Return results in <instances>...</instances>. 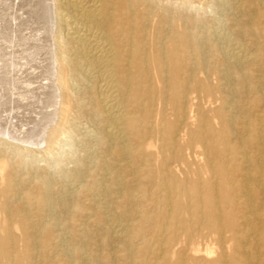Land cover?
<instances>
[{
    "label": "bare ground",
    "instance_id": "1",
    "mask_svg": "<svg viewBox=\"0 0 264 264\" xmlns=\"http://www.w3.org/2000/svg\"><path fill=\"white\" fill-rule=\"evenodd\" d=\"M216 2L227 6L226 0H31L25 7L30 27L48 28L39 40L53 36L58 96L50 81L20 88L17 97L0 93V264H44L45 251L63 245L61 264H101L102 257L80 241L89 238L86 226L99 230L106 223L103 243H118L132 262L144 251L151 264H264V0H234L242 21L231 19L232 34L222 31L216 15L214 26L212 18L198 14ZM173 3L183 11L171 8ZM22 39L26 50L29 38ZM39 52L34 54L42 64ZM26 62L31 61L24 59L22 66ZM210 75L221 90V109L230 113L214 116L219 129L210 126L209 115L195 116L190 107L201 91L209 102ZM27 76L21 67L17 81L23 84ZM239 85L242 94L255 95L245 106L228 98L239 95ZM83 111L96 125L93 139L101 154L83 148L71 168L58 170L70 184L55 182L35 161L70 146L62 143L72 139L68 115ZM55 125L61 127L57 139L42 140ZM243 137L250 154L241 149ZM155 143L160 152L143 153ZM192 148L191 155L184 153ZM157 153L161 163L150 167L147 156L150 161ZM129 162L133 190L125 181ZM145 186L161 212L156 217L148 216L143 203ZM113 204L121 208L112 210ZM57 207L69 213L63 223L52 214ZM158 218L165 227H153L149 249L145 224Z\"/></svg>",
    "mask_w": 264,
    "mask_h": 264
},
{
    "label": "rangeland",
    "instance_id": "2",
    "mask_svg": "<svg viewBox=\"0 0 264 264\" xmlns=\"http://www.w3.org/2000/svg\"><path fill=\"white\" fill-rule=\"evenodd\" d=\"M30 1L31 0H0V93H1V97L3 95H6V93H11V92H12V95L17 97V94H19V93H17L18 89L22 90V89H24V87H26V88L28 87V89H30V88L34 87L38 82L42 85H45L48 81L51 82V85H54L53 87H54L55 91L57 92V96H58V91H57L58 88H57V82H56L57 75L55 73L56 63H54L55 61L53 60L54 59V49L52 50V48H53V36L51 35L52 37L49 36V39L47 37L44 41H40L39 38H42L41 36L48 33V28L46 27V29L44 31L43 28H41V29L39 27L37 28V26H35L34 24H32L31 27L29 26L31 24V22L27 17H25L24 12L26 13L25 9L29 7ZM226 1H227V6L221 5L219 2H216L213 4V6L209 7L204 12L199 11L198 14L205 16L209 20L212 18L214 26H217L216 19L213 18L216 15L217 21L220 22V23H218V25H220V28L222 29V31L225 34H229V33L232 34V30L234 27L232 26L233 21H231V19L234 18V19H236V21H238V19H239L240 22L242 20L240 18V13L238 14V13L234 12V10L232 9L233 8L232 6L234 5V0H226ZM27 3H28V5H27ZM229 6H231V8L227 9ZM239 6H240V3H239ZM22 8H23V10H22ZM171 8H174V9L177 8V9L183 11L182 7L178 6L176 3H173L171 5ZM228 14H232V16H229V18H228L229 20H227L225 17L226 15L228 16ZM201 15L199 17H202ZM151 20H153L152 17H151ZM240 22H239V24H241ZM179 23L180 22H176V24H179ZM149 25H150V23H149ZM179 25H181V23ZM148 29H149L148 30V33H149L151 31V29H150V27ZM23 36H27L29 38L28 41L30 44L26 47V50L23 48V45H22V43H23L22 37ZM49 43L51 44L50 47H49ZM239 43L242 44L244 46V48H246V49H250V47H251L249 44V40H247L246 38H244L242 36H239ZM35 46H38V47L35 49ZM35 50L37 52H39L41 50L39 53L42 54L40 56L43 60L42 64L40 61L38 63V60H36V54H34ZM204 58H205V60H207L209 57L205 56ZM24 59H26L27 61H31L30 63L26 62L27 63L26 67L22 66V64L24 63ZM206 64L209 65L210 62L207 61ZM21 67L24 68L28 74V76H27L26 80L23 82V84L17 81L18 73H19V70L21 69ZM195 74H196V77H198V78H204V76H205L204 74H202L200 72H196ZM34 75H37V76L34 77ZM38 76H39V78H38ZM208 82L212 88L211 89L212 90L211 95L207 99L209 102L207 103L204 100L206 98V95H205L206 92L201 91V93L204 92L203 93L204 95H202L201 98L197 95L198 98L194 99L192 103L190 102V104H191L190 107L192 108V112H193L192 114L195 116L200 111L204 115L205 114L209 115L210 126L213 129H219L220 128L219 121H217V119H215L214 116L217 114V112L219 110L222 112V116L230 115V113L228 112L229 108L224 107L223 109H221V107H220L221 103H220L219 96L221 94V90H219L218 92L216 91V85L218 82H216L215 76L214 75L208 76ZM230 86L233 89L237 87V85H235L234 82H232V84H230ZM230 86H228V87H230ZM20 88H22V89H20ZM243 88H244V86H243ZM153 89H154V91H159V92L163 91L162 87L160 85H156V86L154 85ZM26 91H27V93L25 94V96H30V90H26ZM242 91H243V89L239 85V95L236 93H232V94H229L228 98L235 104L238 103V101H239V105L245 106V105H247L248 100L250 98H254L255 95L250 94V93H246V92L244 94H242ZM192 96H194V94L193 95L191 94V97ZM200 99H202V101H200ZM156 103H157V101L155 98L154 101L152 102L153 107H154V105H156ZM39 104H40V102L36 101V106ZM51 106H52V104L47 105L45 108V112H47V113L52 112ZM57 107H56V110L58 109ZM233 113L235 114V116H238V115H236L235 112H233ZM240 114L241 115H239V117L244 116L243 112ZM164 117L168 121H170L173 118L168 110L165 111ZM225 118H228V116ZM151 119H153V117ZM69 122H70V124H72L71 125L72 126V139L70 141L62 140V143H64V141L70 142V146L60 145V150H59L60 154L59 153H57V154L53 153L51 155H41L38 157L39 162L35 161L36 164L38 163L37 164L38 166L47 168V171H48L50 177L53 178L55 182L59 181L60 183H64L65 185H69L70 182L68 181V179H65L62 176V173L59 174L58 170L61 169V170L65 171V170H68L69 168H71L77 159L83 157V152H82L83 148L87 149V150L89 148L91 150L94 149V151L96 150L97 156H99L101 154L98 147L95 144L98 141V138L95 137V139H93L95 136L94 134H96V132H97V129H96V125L94 124L90 114L86 111H83L82 114H79V115L70 113L68 115V123ZM74 122H75V124H74ZM29 127L27 126L28 129H30ZM60 128L61 127L58 125H55L51 129L48 128L47 131L44 134H42V140L43 139L45 140L47 135L51 141L57 139V137L59 135ZM86 132H88V133H86ZM87 135H88V137H87ZM75 140H77V141H75ZM232 141H234V142L237 141L235 138H233V135H232ZM155 144H156L155 149H150V150L148 149L147 151L145 150V152H144L143 151L144 148H142L143 153L150 155L151 153H154V152H160L161 149H160V147L158 148L159 143H155ZM194 144H195L194 145V152H200V147H198L199 145L196 143H194ZM61 146L63 148H61ZM240 146H241V149L243 151L248 152V150H249L248 153L250 154V149L248 148V146H249L248 145V139L246 137H243V139H241V145ZM191 152H193V148L189 151H184V153L186 155L187 154L191 155ZM161 154L163 155L164 153H161ZM155 156H157V158L154 157L152 159V157H151L150 161L148 160L149 156H147L148 158L145 161V163H147V165H149L150 167H153V168H154V166H158L161 163V161L156 160V159L160 158V153L155 154ZM188 157L192 158L191 156H188ZM197 160L200 161L201 158L198 157ZM128 166H129V175H127V177L125 178V181H127V186L130 189L132 188L131 190H133L135 183H134V181H132V175H133L132 174V172H133L132 171V167H133L132 162L131 163L129 162ZM81 180H82V183H85L87 178H82ZM140 180L142 181V183H144V185H146V181L148 180V178H147V176L143 175L140 177ZM143 188L145 189L143 194L145 195V198H146L145 202H143V203L147 206V208L149 210L148 216L156 217V215H158L157 213L159 212V210H157L159 207H156L155 206L156 202L150 198L151 189L149 186H145ZM158 194H159V197H161L163 195L162 192H159ZM70 198L72 201V197H70ZM114 201L116 204L118 201H120V199H114ZM115 204H113L112 210L117 211L116 209L118 208V210H119L121 207H117V205H115ZM82 207H83V205H82ZM159 213H161V212H159ZM52 214L56 215V217L62 223L65 220H67L69 217L68 216L69 213L66 209H62V208L60 209L58 207L55 209V211L52 212ZM134 217H135V215L130 213L129 218L133 219ZM133 221L135 222L137 220L134 219ZM107 226H108V223L103 224V225H101L99 230L94 229V227H92V226L89 227V225L86 226V234L89 235V238H88V240L80 241V242L85 243V248H87V250L89 252L95 251L94 253L96 255L102 257V259L100 261L101 264H151L150 263L152 261L151 257H150L151 255L148 252L141 251V253L139 254V256L137 258H135V259L133 258V262H132V260H130L129 258H126L125 255L127 252L123 251L118 243H112V242H110L108 244L103 243L105 240L104 234L106 232ZM145 227L149 228V230L144 231V237H145L146 241H149V245H148L149 247L148 248L150 249V247H151L150 242L152 241V236H155L157 229L160 230L161 228H164L165 224L163 223V221L159 220V218H158V220L147 221V223L145 224ZM153 227L154 228L159 227V228L154 229ZM171 227L172 226H169L170 229H171ZM67 228L68 229H67L66 233H71L74 230L72 225L69 223L67 224ZM39 239L41 240L42 238L40 237ZM106 240H107V238H106ZM71 242H73V240H71L69 238V239H66L65 244L69 245ZM72 244H74V243H72ZM64 247L66 248V245H63L62 248L53 246L51 249L46 250V251L44 249H38V248L36 250L45 251L47 257L44 256V258L42 259L44 264H61V263L66 262V260L63 259V256H62V253H64L63 252ZM137 247L141 248L142 246L137 245ZM213 248L216 249V247H213ZM64 251L68 252V250H66V249ZM105 256L107 258H103ZM158 260L160 262L163 261V259H160V258ZM186 264H189V263H186Z\"/></svg>",
    "mask_w": 264,
    "mask_h": 264
}]
</instances>
